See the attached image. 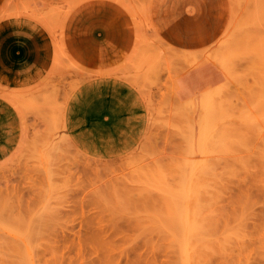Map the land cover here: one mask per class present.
I'll return each mask as SVG.
<instances>
[{"label": "rangeland", "instance_id": "obj_1", "mask_svg": "<svg viewBox=\"0 0 264 264\" xmlns=\"http://www.w3.org/2000/svg\"><path fill=\"white\" fill-rule=\"evenodd\" d=\"M175 1L184 2V8L165 6L161 0H0V27L12 22L32 25L48 52L33 80L7 82L21 91L18 98L6 88L0 91V98L21 119L17 147L0 157V264H30L36 259L34 264H176L174 224L178 220L181 225L182 215L191 209L194 215L212 210L224 233L227 228L233 234L236 228L245 232L237 233L243 242L236 230L232 238L241 240L228 242V255L211 254L204 264H264V0ZM187 10L191 14L180 19ZM20 16L28 20L19 21ZM220 60L232 70L230 78ZM205 63L221 74L219 84L225 88L220 87L222 96L216 90L213 110L208 100L216 98V91L206 97L207 84L185 100L172 89L190 67ZM88 85L97 91L119 86L133 91L143 133L122 152L91 155L75 144L50 149L51 143L71 136L62 127L60 108L86 94ZM204 108L212 113L206 115ZM42 158L47 164L44 159L41 164ZM205 169L215 176H197L206 178L204 187L210 175L211 183L216 180L220 186L215 200L211 191L216 185L207 188L213 197L211 204L205 201L208 208L195 207V200L187 211L182 205L181 213L177 200L162 195V186L174 187L177 193L179 185L198 181L196 172ZM173 211H180L181 219ZM217 226L212 232L219 233ZM166 239L174 244L166 245ZM14 251H26L24 260L16 262Z\"/></svg>", "mask_w": 264, "mask_h": 264}, {"label": "bare ground", "instance_id": "obj_2", "mask_svg": "<svg viewBox=\"0 0 264 264\" xmlns=\"http://www.w3.org/2000/svg\"><path fill=\"white\" fill-rule=\"evenodd\" d=\"M88 2V1H87ZM151 3H152V1H150ZM161 2L165 5V6H173V5H178V7L179 8H184V4L182 3V2H176L175 0H161ZM85 3V2H84ZM37 5V4H36ZM150 6H151V4H149ZM79 6H80V4H79ZM63 7H64V5H63ZM121 7V6H120ZM168 7V8H169ZM105 8V7H104ZM126 8V7H125ZM151 8V7H150ZM65 9V8H64ZM103 11V10H102ZM152 11V10H151ZM188 11V12H187ZM186 12H183L181 15H179V17H180V19H182L183 17H188L189 16V14H191V12H190V10H187ZM73 12V11H72ZM176 14H178L177 13V11H174ZM98 13V12H97ZM84 14V13H83ZM100 14V13H99ZM102 14V13H101ZM100 14V15H101ZM148 14H150V16L148 17V20L150 21L151 20V12H150V9H149V11H148ZM163 14H165V13H163ZM91 15H92V13H91ZM168 15H169V13L167 12L166 13V15H165V18L166 17H168ZM98 16V15H97ZM114 16V15H113ZM70 17V16H69ZM79 17V16H78ZM162 18H164V16H161ZM68 18V17H67ZM84 18V17H83ZM99 18V17H98ZM106 18V17H105ZM108 18V17H107ZM111 18V17H110ZM150 18V19H149ZM177 18V16L175 17V19ZM180 19H179V21H180ZM32 20V19H31ZM77 20V19H76ZM87 20H89V19H87ZM92 20V19H91ZM120 20V19H119ZM80 21V20H79ZM94 21V20H93ZM96 21V20H95ZM94 21V22H95ZM101 21V20H100ZM148 21V24H151V25H153L152 24V22H149ZM98 22H99V20H98ZM123 22V21H122ZM186 22V21H185ZM116 23V22H115ZM114 23V24H115ZM125 23V22H124ZM67 24V23H66ZM93 24V23H92ZM126 24V23H125ZM181 24V23H180ZM78 25V24H77ZM116 26V25H115ZM118 26H120V25H118ZM127 26V25H126ZM86 27V26H85ZM88 27H89V25H88ZM91 27V26H90ZM154 26H151V29L153 28ZM66 28V27H65ZM79 28H80V26H79ZM156 28V27H155ZM91 29V28H90ZM89 29V30H90ZM93 29V28H92ZM122 29V28H121ZM125 29V28H124ZM154 29V28H153ZM152 29V30H153ZM77 30V29H76ZM81 30V29H80ZM86 30V29H85ZM101 30V29H100ZM117 30V29H116ZM126 30H128V29H126ZM45 31V30H44ZM58 31H60V30H57V32ZM87 31H88V29H87ZM95 30H93V33H94V35H95V32H94ZM105 31H107L106 29H105ZM104 31V32H105ZM110 31H112L113 32V30H110ZM123 31V30H122ZM121 31V32H122ZM153 31H155V30H153ZM103 32V33H104ZM227 31H225V33H226ZM229 32V31H228ZM107 33V32H106ZM154 33H156V31L154 32ZM191 33V32H190ZM189 33V34H190ZM224 33V34H225ZM85 35H86V33H85ZM105 35V34H104ZM115 35V34H114ZM118 35V34H117ZM158 35V34H157ZM190 35H192V33L190 34ZM226 36L228 35V34H225ZM65 36V35H64ZM74 36V35H73ZM96 36V35H95ZM106 36V35H105ZM113 36V35H112ZM111 36V37H112ZM123 36V35H122ZM178 38H181V35L180 34H177L176 35ZM59 36H57V38H58ZM78 37V36H77ZM86 37V36H85ZM88 37V36H87ZM117 37V36H116ZM188 37V39H189V37H191V36H187ZM75 38V37H74ZM113 38V37H112ZM120 38H122L123 39V37H120ZM223 38V37H222ZM59 39V38H58ZM94 39V38H93ZM97 39V38H96ZM95 39V40H96ZM160 39V38H159ZM99 40V39H98ZM101 40V39H100ZM104 40V39H103ZM161 40H164V39H161ZM77 41V40H76ZM90 41V40H89ZM116 41H117V39H116ZM42 42V41H41ZM100 42V41H99ZM101 42H102V40H101ZM60 43V42H59ZM91 43H93L92 41H91ZM50 44V43H49ZM66 44V43H65ZM75 45H77V44H75ZM103 45V44H102ZM105 45H107V44H105ZM34 46V45H33ZM53 46V47H52ZM104 46V45H103ZM120 46V45H119ZM50 47L52 48V50L53 49H55V44H54V42L52 41V45L50 44ZM86 47V46H85ZM108 47H110V46H108ZM107 48V47H106ZM124 48V47H123ZM29 49V48H28ZM69 50V49H68ZM94 50H95V48H94ZM123 50V49H122ZM117 51V50H116ZM79 52V51H78ZM83 52V51H82ZM90 52V51H89ZM95 52V51H94ZM109 52V51H108ZM118 52V51H117ZM36 53V52H35ZM72 54V53H71ZM88 55V54H87ZM106 55V54H105ZM30 55H28V57H29ZM44 56V55H43ZM92 56V55H91ZM106 57V56H105ZM26 58H27V56H26ZM35 58V57H34ZM69 58V57H68ZM75 58V57H74ZM28 59V58H27ZM71 59V58H70ZM69 59V60H70ZM10 60V59H9ZM26 60V59H25ZM218 61H219V59H217ZM226 60H228V59H225V60H223V62L225 63V61ZM98 61V60H97ZM222 61L220 60V65H222L223 64V62L221 63ZM228 62H230L231 63V61H229L228 60ZM227 61H226V64L229 66V67H231L230 66V63H228ZM8 64V63H7ZM198 64V63H197ZM232 64V63H231ZM194 65V64H193ZM195 67L193 68H191L190 67V70H188V71H186L182 76H179L176 80H175V84H174V86L172 87V89H173V92H175L174 94H177L178 95V97L181 99V100H185L184 98H185V92H184V88H183V77H184V75L185 74H189V73H192V72H194V70H197V69H200V68H202V72H201V74L199 75V78H200V83L201 84H207L208 85V92H206L207 93V95L209 94V91H211V90H214V91H216V90H218L219 92H220V90H221V96L223 95V93H225L223 90H225V88H223L224 86V84H221L222 85V88H223V90H222V88H220L221 87V85L219 84L220 83V81H221V74H219V73H216V71L214 72L213 70H212V68H211V63H205L202 67H201V65H198V66H196V65H194ZM204 66H206V67H204ZM222 66H224L225 67V64H223ZM221 66V67H222ZM228 66H226L225 67V70L226 71H224V72H226L225 74H226V77L228 76V78H230L231 76H232V70H227L228 68ZM92 67V66H91ZM93 68V67H92ZM223 68V67H222ZM96 69V68H95ZM104 69V68H103ZM224 69V68H223ZM231 69V68H230ZM56 70V69H55ZM229 71H231L230 73H229ZM184 72V71H183ZM227 73L229 74V75H227ZM217 84H219V85H217ZM215 85H217V87H215ZM2 86V84L0 83V87ZM81 86V85H80ZM79 86V87H80ZM3 87V86H2ZM1 87V88H2ZM191 87H193V84H191ZM217 88V89H216ZM219 88V89H218ZM14 97H16V98H18L19 97V93L21 92V91H18V89H17V87L16 88H11V87H9V86H7V88H6ZM86 89V88H85ZM92 90V89H91ZM107 90V89H106ZM76 91V90H75ZM94 91V90H93ZM128 91V90H127ZM214 91H212L213 93H211L210 92V94H214ZM97 93H99V92H97ZM102 93V92H101ZM198 94H200V93H197L195 96H197ZM215 94H216V98H215V96L214 95H212V96H214V98H212V99H209V98H211L212 96H210L209 97V95L208 96H206V94L205 95H201V97H199V98H201V99H203L204 98V96H206V97H209V98H206V99H209L208 101H211V103L209 102V104H210V107L212 106V102H213V100L215 99H217V91L215 92ZM219 94V93H218ZM220 95V94H219ZM194 96V97H195ZM72 97V96H71ZM104 97V96H103ZM193 98V97H192ZM195 98H193V100H194ZM201 99H200V102H201ZM206 99L205 100H202V101H204V103L205 104H208V102H206ZM189 101H191V98L190 99H188ZM188 100H187V103H189V104H191V106L193 107L192 109H194V107L195 106H193L194 105V103L192 104V103H190V102H188ZM70 101V102H69ZM69 101H67L65 104H63V106L60 108V110H59V116H60V119H61V121H62V127H65L68 131H70V134H71V136H72V138H71V136H68V135H66V137H65V139L63 140V141H61V142H57V143H51L50 144V149H53V151H55V150H58V151H60V150H65L66 149V147L67 148H69V147H73V146H75V145H77V146H80L81 144L80 143H82V140H85V141H88L90 144L92 143H94L97 147H101L100 145H105V146H109V145H113V146H118V145H120L123 141H124V139H125V135H126V133L128 132V128L131 126L130 125V123H129V120H128V117H127V115H128V110H127V108H128V102H129V95H128V93L125 91V90H123V89H117V90H113V92H112V94L110 95V97H105V98H99L98 97V94H95L94 92H87L84 96L82 95V99H81V101H80V103L78 104V105H73V107L74 106H76L75 108H72V110H74V112H82V113H86V114H88V115H91L92 116V118L91 119H89L88 120V122L87 123H84V124H80V126H79V129L76 127V126H74L73 125V123H71V121H70V118H69V113H70V109H71V104H72V100H69ZM185 102V101H184ZM192 102V101H191ZM194 102H196V101H194ZM199 102V103H200ZM217 102V100L215 101V102H213V103H216ZM183 104V103H182ZM209 104H208V107H209ZM217 104V103H216ZM216 104H215V106H216ZM188 106V108H189V106L190 105H187ZM190 106V107H191ZM207 106V105H206ZM214 106V105H213ZM214 106V107H215ZM201 107V106H200ZM188 108H187V110H188ZM196 108H198V107H196ZM17 109L22 113V111L20 110V108L17 106ZM211 109H212V107H211ZM211 109L209 108V110L211 111ZM214 109V108H213ZM212 109V110H213ZM189 110H190V108H189ZM204 110H205V108H204ZM206 112H207V110H205ZM210 111H208L207 113H206V115L208 114V113H212V111L210 112ZM188 112H192V110L191 111H188ZM75 114V113H74ZM24 115V114H23ZM208 115H210V114H208ZM72 116V115H71ZM70 116V117H71ZM79 116V115H78ZM76 118V117H75ZM85 118V117H84ZM81 120V119H80ZM78 122V121H77ZM56 123H58V122H56ZM203 123H205V121H203ZM204 126V125H203ZM66 130V131H67ZM216 130V129H215ZM64 131V130H63ZM77 131H78V133H77ZM203 133H204V131H203ZM206 133V132H205ZM60 138V137H59ZM56 141V140H55ZM75 144V145H74ZM66 146V147H65ZM73 151V150H72ZM88 151V150H87ZM88 152H90V151H88ZM95 153V152H94ZM40 154V153H39ZM43 154V153H42ZM42 154H40V156H42ZM47 154V153H46ZM87 154H91V155H93L92 153H87ZM43 157V156H42ZM45 157H46V155H45ZM194 156H192V158H191V160H193V161H195L196 160V158H193ZM49 158H52V157H49ZM43 159L44 158H42V159H40V160H42L41 161V164H43ZM195 159V160H194ZM191 160H189V162H191ZM51 161V160H50ZM49 162V161H48ZM44 163H46L47 164V162H45V159H44ZM193 163V162H192ZM189 164V163H188ZM44 165V164H43ZM190 165V164H189ZM194 165H195V162H194ZM196 165H197V163H196ZM188 168H189V166H188ZM193 168H195V167H193ZM192 168V169H193ZM198 169H200V168H198ZM190 170H191V168H190ZM190 170H188L187 169V174L186 175H188V173H189V171ZM202 170V169H201ZM195 172L194 170H191V172ZM205 171H207L206 173H205ZM213 171V170H212ZM212 171H208V169L206 170H203V171H200L199 172V170L196 172V179H198L199 177H202V176H204V177H206L207 175H209V174H215L214 172H212ZM202 172V173H201ZM210 172H212V173H210ZM198 173H200V174H198ZM205 173V174H204ZM208 173V174H207ZM201 174H203V175H201ZM212 174V175H213ZM190 175H192L193 177H194V175L191 173ZM201 175V176H200ZM212 175H210V179H208V183L209 184H207L206 185V188L204 187L205 185H203V184H205L206 183V178L205 179H203V178H199V179H201L200 181L201 182H199V179H198V181L196 180L195 182L193 181V179H192V181L191 182H193V184L192 183H190L189 182V180L190 179H188V184H186V186L184 185L185 183H187V182H185L184 184H182V186L184 185L185 186V188L183 189L182 188V186L181 185H179L180 187H181V189L182 190H180L179 192H175L174 194H173V191H172V189L174 188H171L170 186L168 187V189H166V185L165 186H162V188H165V189H163L164 191H162L161 193H162V195H163V193L165 194V196L167 197H169V199H173V202H175L176 200L178 201V204H177V201L174 203L175 205H177V207L179 206V208L177 209V210H180L181 211V213L183 212L184 213V209H186V211L188 210V209H190L189 207H190V205H192V203H194L195 202V200H196V202H195V204H193L195 207H197L198 205L197 204H199L200 206H202V207H204L205 206V201L206 202H208L209 204H211L209 201H213V199L215 200L216 198H215V196H219L220 195V186L217 184V182H216V180H215V183L216 184H213V183H211V180H213L212 178H211V176ZM197 176H199V177H197ZM215 175H213L212 177H214ZM194 177V178H195ZM163 180H162V183H163V181H164V178L163 177H161ZM185 178H186V176H185ZM166 180V179H165ZM205 180V181H204ZM187 181V180H186ZM197 182H198V185H197ZM202 182H205V183H202ZM199 183H202V185H200ZM212 184V186L214 187V185H216L215 186V189L213 190V192L211 191V189H213L212 188V186H211V184ZM164 184V183H163ZM165 184H166V181H165ZM194 184L196 185V186H198V188L200 189V192H202V190L201 189H203V190H205L204 191V195H203V193H202V197L200 196L201 194H199L200 192H199V189L197 188L196 189V187L194 186ZM210 185V186H209ZM159 186V185H158ZM183 186V187H184ZM204 187V188H202V187ZM208 186V187H207ZM211 187V189H210V191H211V195H213L214 196V198L211 200V197H210V195L208 194V193H210V191L208 190L209 188ZM216 187H218V188H216ZM208 188V189H207ZM160 189V188H159ZM218 189V190H217ZM216 190V191H215ZM217 191H219V193L217 192ZM159 192H160V190H159ZM197 192V193H196ZM217 192L218 194L216 195L215 193ZM160 193V194H161ZM167 194V195H166ZM196 194H198L197 196L199 197V198H196ZM207 195V197H205ZM209 195V196H208ZM208 197H209V199H208ZM203 200H201V199ZM206 200H205V199ZM200 199V201L202 202V203H204L203 205H202V203L200 204L199 202H198V200ZM198 202V203H197ZM179 203H181V204H179ZM209 204L207 205L208 207H209ZM182 205H184V211H182V209L181 208H183V206ZM214 205V204H213ZM207 206H205L206 208H208ZM211 207V206H210ZM201 208L200 207H198V209L197 210H200ZM180 211H177L176 212V214L174 213V211H173V213H174V215H175V217H176V215L178 216V217H176V219H178V218H180L181 219V213H180ZM190 211H191V213H192V209L191 210H188L187 212H185V214H183L182 215V218L183 219H181L182 220V224L180 225L179 224V222H175V224H174V228L173 229H175V231L177 230V232L175 233L174 232V230H172V233H171V231H168V232H170L171 234H173V233H175L174 235H172V236H176L175 237V240L177 241V243H176V241L174 240V238L172 239V237L170 236V233H168L169 235H167V233H166V236L169 238V236H170V240L171 241H173L174 240V242L177 244V245H179V246H177V248L176 249H174L175 248V246H173L174 248L172 249V252H174V251H176L177 252V254H175V259H179V264H204V262L206 263V259H208L209 257H207V256H211V254L213 255H215V253H217L218 252V254L219 255H221V256H225V255H228L227 254V252L226 251H228V250H226L227 249V245L229 244L228 242L229 241H231L232 243L235 241L233 238L237 235V233L238 232H240L241 234H239V235H242V234H244L245 235V232H243L242 231V229L241 228H236V230H237V232H236V230H235V232H236V234H235V232H234V234H235V236L233 237V233L232 232H227L228 231V228L227 227H224V229L225 228H227V229H225L226 230V232L224 233V231L222 230H220L219 229V224H217V222L215 223V221H216V219H213L212 217L214 216L213 215V212H212V210H209L208 211V209H204V210H202L201 209V212L200 211H197L198 213H196L195 215L193 214V213H195L194 212V209H193V213H192V215H191V213H190ZM202 211H204L203 213H202ZM207 212V213H206ZM211 212V215H209V213ZM200 213H202L203 215H201ZM200 214V216H198ZM206 214V215H205ZM208 214V215H207ZM213 215V216H212ZM171 216H172V214H171ZM180 216V217H179ZM195 216V217H194ZM173 218H174V216H172ZM214 218H215V216H214ZM175 218H174V220L173 221H175L176 220ZM176 223L177 224H179L178 226L179 227H177V225H176ZM214 223L216 224V225H214ZM218 225V226H217ZM176 226V227H175ZM215 226V227H214ZM216 226H217V228H218V230H219V233L218 232H212L213 230L212 229H214V230H216L215 228H216ZM173 227V226H172ZM172 229V228H171ZM241 229V230H240ZM179 230V231H178ZM242 231V232H241ZM221 232V233H220ZM216 233H217V235H216ZM220 234H222V235H220ZM224 234H226V236H223ZM13 236H11L12 238L14 237L15 238V236H14V234H12ZM166 236H164V237H166ZM223 236V237H222ZM238 236V235H237ZM233 237V238H232ZM238 237H240V236H238ZM238 237H236V241L234 242V243H237V242H239L240 243V240L241 241H243L244 239L243 238H241V239H239ZM231 238V239H230ZM169 239H166V245L168 244V242L170 241ZM237 239H239L238 241H237ZM26 240H24L23 242H25ZM174 242H169L170 244H169V246L173 243L174 244ZM244 242V241H243ZM233 243V244H234ZM242 243V242H241ZM25 244H28V243H24V245ZM29 245V244H28ZM28 245H26V247L28 248V250H29V246ZM237 245H239V244H236V245H234V247L235 246H237ZM228 246H230V244L228 245ZM23 247V249H24V247L25 246H22ZM168 247V246H167ZM225 247H226V249H225ZM26 248V249H27ZM228 248H230V250L229 251H231V247H228ZM232 248H233V245H232ZM224 249L226 250L225 252H224ZM13 249H11L10 251H12ZM21 250H22V248H21ZM27 250V251H28ZM30 250H32V249H30ZM169 250H171V248L169 249ZM19 251V250H18ZM23 251V250H22ZM22 251H20L21 253H22ZM33 251V250H32ZM219 251H221L220 253H219ZM228 251V252H229ZM16 254H17V258L15 257V256H13L14 255V253H13V255L11 254V252H10V254L12 255V257L14 258H16V259H14L15 261L16 260H18L19 258H22L23 257V260H24V256H23V254H25V253H27L26 251H24V253L23 254H21L20 252H16V251H14ZM18 253H20V254H18ZM29 253L31 254V251H29ZM224 253V255H222ZM29 255V254H28ZM28 255H25V256H28ZM32 255V254H31ZM213 255V256H214ZM20 256V257H19ZM30 256V255H29ZM176 256H177V258H176ZM212 256V257H213ZM30 257H32V256H30ZM30 257H26L27 259H29ZM25 258V259H26ZM34 258V257H33ZM32 258V259H33ZM26 259V260H27ZM31 259V258H30ZM29 259V260H30ZM25 260V263L27 262ZM34 260H35V258H34ZM37 260V259H36ZM35 260V262L34 261H32L33 262V264L34 263H36L37 261ZM208 261V260H207ZM17 262V261H16ZM32 262L30 263V264H32ZM177 262V263H178ZM176 263V264H177ZM18 264H21L19 261H18ZM24 264V263H23ZM27 264V263H26Z\"/></svg>", "mask_w": 264, "mask_h": 264}, {"label": "crops", "instance_id": "obj_3", "mask_svg": "<svg viewBox=\"0 0 264 264\" xmlns=\"http://www.w3.org/2000/svg\"><path fill=\"white\" fill-rule=\"evenodd\" d=\"M18 20L24 21L28 20V18L20 16L18 17ZM47 54V47L42 34L32 25L23 22H12L0 27V77L2 78H0V83L3 86L1 87L4 88H0V91L7 92L5 88H7V86L11 87L7 83L8 81L15 84H24L33 80L43 69L47 60ZM28 55L30 56L28 57ZM211 68L215 72L212 65ZM200 69L201 70L197 69L192 73L184 75L182 82L185 92L184 99L189 98L192 94L196 95L201 92L200 90L202 89L203 84L200 83L199 75L202 72V68ZM191 84H193V87H191ZM13 87L16 88L15 86ZM119 88L125 90L129 95L127 117L131 126L128 128L129 130L125 135L124 141L118 146H105L102 144L100 145L101 147H97L94 143L90 144L88 141L82 140L80 146L86 151H90L89 153H92L93 155H111L117 151L122 152L123 149L125 150L133 144V142L143 133V117L141 116V118H139L141 114L138 113V109L140 107L137 108L136 104H139L138 101H136L137 103L133 101V91L126 86H119L112 90H106V88H104L103 90L97 91L95 86L88 85L87 92H94L95 94H98L99 98H108L113 90ZM3 96L6 97L4 94ZM81 99L82 97L79 98V95L72 98L71 109L69 110L70 121L78 129L80 124L87 123L88 120L92 118L91 115L82 112H74V110H72V108L76 107H73V105H78ZM20 124L21 119L18 117V114L13 107L4 99L0 98V157L10 154L12 150L17 147L21 139Z\"/></svg>", "mask_w": 264, "mask_h": 264}]
</instances>
